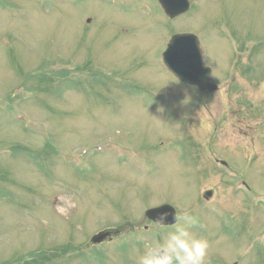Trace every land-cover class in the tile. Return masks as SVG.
<instances>
[{"label": "rangeland", "instance_id": "1", "mask_svg": "<svg viewBox=\"0 0 264 264\" xmlns=\"http://www.w3.org/2000/svg\"><path fill=\"white\" fill-rule=\"evenodd\" d=\"M208 1L202 0L200 7L176 19L179 27L198 35L206 48V59L215 70H224L225 76L236 74L238 93L230 96L224 89L217 91L212 102L209 101L211 111L206 119L212 116L211 121L216 122L223 116L222 131L227 133L249 128L242 121L244 117L240 120L232 116V108H229L238 109L237 102L242 100L240 94H244L247 99H244L243 114L249 123L252 121L251 131L255 137L251 140L250 134H235L228 141L223 140V144L225 141L226 144L242 143L252 152L255 144V150L263 154L264 78L260 69L264 68V0H218L216 5L207 6ZM139 2L142 4L138 5ZM164 24L165 17L154 0L107 3L102 0H0V93H5L15 77H19L20 71L11 66L17 59L25 68L40 56L84 52L92 62L101 63L99 68L87 72L93 75L89 87L79 77L82 93L55 94L60 100L53 106L54 111L37 95L20 101L18 109L31 117L45 119L51 125L47 131L51 141L46 138L50 146L57 149V154L46 152L48 160H38L39 169H31L27 174L22 173L21 167L32 166L29 160L7 167L19 179H26L23 188L27 194L6 202L0 197V263L13 264L12 261L18 259V264H40L36 256H42L40 252L48 253V243L56 244L64 236L84 240L102 224L118 223L114 214L138 217L141 215L139 206L149 202L174 201L178 207H183L181 201L187 197H191L188 205L196 202L193 193L203 176L206 174L204 179L208 176L209 169L202 172L185 155L187 145L177 130L191 114L187 113V106L193 105L195 99L193 94L184 98L166 91L171 80L159 55L161 40L166 34ZM213 30L228 37L231 34L245 37L244 40L249 37L250 45L255 46L252 49L247 44L240 46L239 59H234L229 70L231 55L227 42L215 39ZM257 50L261 57L255 61V56H250ZM56 61L63 64L61 59ZM42 66L44 69V63ZM57 67L53 70L59 71ZM123 70L147 80L139 86L129 83L118 74L125 76ZM63 71L67 70L63 68L60 73ZM215 78L221 81V87L228 83L222 74ZM172 101L173 112L169 113L167 105ZM63 107H67L66 113L62 112ZM15 126L18 122L13 114L0 110V149L14 143L19 134L25 132L24 128L17 130ZM199 129L201 131V127ZM119 141L132 150L122 149ZM165 143L174 146L171 153ZM96 145L101 147L99 152H95ZM82 150L86 154H82ZM202 150L206 159L209 151L229 159L230 166L237 169L249 187L264 194V154L258 162L251 158L246 161L244 156L238 155L237 149L214 143L203 144ZM134 152L141 163L137 164L132 158ZM212 171L215 173L209 176L207 183L231 185L216 189L215 198L219 199L220 207L231 204L232 208L235 200H239L236 213L249 209L248 199L237 188L239 182L229 179L228 172L218 171L215 165ZM52 187L54 189L50 190ZM205 188L202 185L199 192ZM54 199H59L63 211L54 204ZM202 203L198 204L202 214L210 213L215 205ZM25 208H32L34 217H27ZM130 210L134 214L128 213ZM254 214V222L257 216L264 219V207ZM211 217L208 214L202 226L191 231L199 233L206 229L205 234L198 236L207 239L209 248L213 249L208 264H227L234 257L232 253L240 251L241 244L249 240L254 226L246 217L245 221L240 219L234 223ZM224 217L230 219L228 214ZM262 232L263 225L255 227L254 249L257 246L254 236ZM61 243L62 254L70 256L64 264H135L132 256L138 255L121 251L118 242L109 245L108 250L96 246L89 252L77 250L68 239ZM254 249L249 251V256L255 257ZM61 257L63 255L52 259L58 263ZM255 259L244 258L243 264H261Z\"/></svg>", "mask_w": 264, "mask_h": 264}, {"label": "clouds", "instance_id": "2", "mask_svg": "<svg viewBox=\"0 0 264 264\" xmlns=\"http://www.w3.org/2000/svg\"><path fill=\"white\" fill-rule=\"evenodd\" d=\"M168 219V215L160 214L157 223L164 224ZM173 220L174 227L162 241L145 245L137 264H206L209 243L191 231L199 223L197 217L185 212Z\"/></svg>", "mask_w": 264, "mask_h": 264}, {"label": "water", "instance_id": "3", "mask_svg": "<svg viewBox=\"0 0 264 264\" xmlns=\"http://www.w3.org/2000/svg\"><path fill=\"white\" fill-rule=\"evenodd\" d=\"M166 209H168V208H161V209H159V210H151V211H149V213H153V212H160V211H163V210H166ZM154 218H156V217H154Z\"/></svg>", "mask_w": 264, "mask_h": 264}]
</instances>
